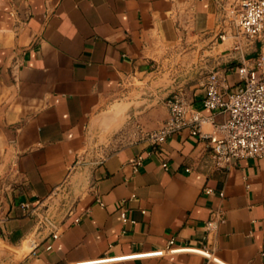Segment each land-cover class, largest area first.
Returning <instances> with one entry per match:
<instances>
[{"label":"crops","instance_id":"0c3cea01","mask_svg":"<svg viewBox=\"0 0 264 264\" xmlns=\"http://www.w3.org/2000/svg\"><path fill=\"white\" fill-rule=\"evenodd\" d=\"M240 1L0 0V264H76L172 241L210 256L110 264H264V160L218 168L189 130L159 146L146 136L174 93L213 116L209 74L238 90L237 68L264 52V30L249 40L229 22Z\"/></svg>","mask_w":264,"mask_h":264},{"label":"built area","instance_id":"2783aa9c","mask_svg":"<svg viewBox=\"0 0 264 264\" xmlns=\"http://www.w3.org/2000/svg\"><path fill=\"white\" fill-rule=\"evenodd\" d=\"M229 19L231 26L237 30V37L249 40L259 38L264 30V0H241L237 7L229 10ZM220 39L224 41L226 35L223 33ZM237 73L240 84L236 92L230 90L218 72L209 74L202 104L205 110L214 114L213 116H205L202 111L193 108L182 94L170 97L167 100L169 118L161 129L147 133L150 144L159 146L171 135L189 130L193 137L208 141L210 156L218 168H227L249 158L264 160V52L251 64L239 66ZM216 115H221L224 119L218 122L215 120ZM206 123L212 125L210 133L202 130ZM142 160L143 157H138L135 165H141ZM164 167L167 165L164 164ZM207 192L210 193L211 190ZM23 207L28 209V205ZM37 217L39 227L50 228L51 237L57 239L60 235L58 223L47 214ZM121 218L124 223L129 222L126 210L121 213ZM213 227L214 222L209 221L207 228L210 230ZM173 244L172 241L169 248L158 252L76 264H110L182 251L210 256L203 250L174 249ZM47 249H51V246ZM261 256L264 257V250Z\"/></svg>","mask_w":264,"mask_h":264},{"label":"rangeland","instance_id":"374dc122","mask_svg":"<svg viewBox=\"0 0 264 264\" xmlns=\"http://www.w3.org/2000/svg\"><path fill=\"white\" fill-rule=\"evenodd\" d=\"M181 93H183V92H181ZM175 95H180V93H174L172 96H175ZM182 96L186 98V94L183 93Z\"/></svg>","mask_w":264,"mask_h":264}]
</instances>
